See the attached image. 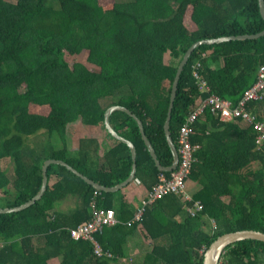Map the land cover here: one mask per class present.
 Segmentation results:
<instances>
[{"label":"trees","instance_id":"1","mask_svg":"<svg viewBox=\"0 0 264 264\" xmlns=\"http://www.w3.org/2000/svg\"><path fill=\"white\" fill-rule=\"evenodd\" d=\"M263 29L259 0H0V208L16 207L38 193L49 158L65 161L103 186L126 180L133 163L130 147L105 127L104 114L112 105L125 106L140 118L160 164L171 165L164 122L187 48L200 39ZM82 50L94 67L67 61ZM198 61L209 90L194 76ZM263 63L264 35L195 48L180 74L172 109L176 147L179 129L199 96L215 93L236 103L255 83ZM262 105L264 100L248 104L254 111ZM109 119L135 145V178L151 189L160 175L171 176L176 168L159 170L131 114L115 109ZM78 120L99 126L112 140L101 158L96 138H80L77 148L69 149L67 130ZM234 121L209 108L196 119L190 140L197 146V160L187 180L199 188L190 200L169 193L146 204L140 221L133 220L134 210L121 190L96 189L67 166L51 163L39 200L0 213V264H49L53 258L59 264H111L126 256L128 237L138 225L154 245L132 264H202L219 235L264 232V142L256 148V132ZM42 130L45 137L35 146L28 144ZM57 138L60 146L54 143ZM52 178L57 180L51 184ZM67 197L71 204L65 211L59 202ZM92 200L115 210L118 222L95 234L113 257L98 256L91 240L71 236V228L91 217ZM197 200L200 210H186ZM219 264H264V241L228 245Z\"/></svg>","mask_w":264,"mask_h":264},{"label":"built area","instance_id":"2","mask_svg":"<svg viewBox=\"0 0 264 264\" xmlns=\"http://www.w3.org/2000/svg\"><path fill=\"white\" fill-rule=\"evenodd\" d=\"M201 56H206V53L202 52ZM199 66V61L193 66L194 76L198 79L199 85L203 90H209L206 82L197 71ZM263 100L264 63L259 67L255 83L244 91L242 97L236 103L215 93H210L207 97L199 96L179 129L177 147L179 161L176 169L173 170L170 177L160 175L159 181L148 190L146 198L134 214L133 220L140 221L146 204H152L166 194H177L186 200L192 198L186 195V181L192 170L193 163L197 160L194 155L197 146L193 145L190 140L191 126L208 108L214 114L222 113L232 116L236 121L248 124L256 132V148H260L264 142V105L258 107L257 111H254L248 104L251 102H263ZM201 208L202 204L197 200L193 203V206H189L187 209L189 212L194 213ZM90 210L91 217L78 224L77 227L71 228V236L75 239L91 240L94 244L96 255L113 257L112 252L103 249L101 244L96 240L95 234L103 225H113L118 222L115 210L113 208L98 207L95 200H92Z\"/></svg>","mask_w":264,"mask_h":264},{"label":"water","instance_id":"3","mask_svg":"<svg viewBox=\"0 0 264 264\" xmlns=\"http://www.w3.org/2000/svg\"><path fill=\"white\" fill-rule=\"evenodd\" d=\"M259 7H260L261 15L264 18V0H259ZM263 35H264V29L258 33H255V34L230 35V36H221V37L210 38V39H200V40L193 42L187 48L182 59L180 60V63L177 67V71H176V74H175V77H174V80L172 83L167 116H166V119L164 122L165 135H166L168 144H169V146L172 150V154H173V162L171 165L163 166L160 164V162L156 156L155 150H154L150 140L148 139V137L146 136V134L144 132L143 123L140 120V118L138 116H136L135 114H133L125 106L112 105V106L107 108V110L105 111V114H104L105 127L108 130V132L114 138H116L117 140H121V141L125 142L130 147L131 157H132L133 163H132V170H131V172H130V174L126 180H124V181H122V182H120L114 186H110V187L103 186V185L98 184L94 180L90 179L89 177L81 174L80 172H78L75 168H73L71 165H69L65 161L59 160V159H54V158H49V159L45 160L43 167H42L43 180H42V185H41L38 193L36 195H34L31 199L27 200L26 202H24V203H22L16 207L0 208V213L21 210V209L28 207L29 205L33 204L35 201L39 200L42 197L44 191L46 190V186L48 183L47 168H48V165H50L51 163H59V164H63L65 166H67V168L72 170L74 173H77L86 182L91 184L94 188L99 189V190H103L106 192H109V191L113 192V191L120 190L121 188H123L124 186H127L130 182H132L135 179V175H136L137 152H136V148H135L134 143L132 141H130L129 139L120 135L111 125L109 117H110V114L115 109H120V110L126 111L127 113L131 114L133 116V118L137 121L141 135H142V138L144 139V142L147 145L148 150H149L151 156L153 157L155 164L157 165L159 170H161V171H172L173 169H175L178 165L179 155H178L177 147L174 144L172 137H171L170 120H171V116H172L174 99H175L177 88H178L179 77H180V74H181L184 66L186 65L191 53L194 51L195 48H197L201 44L215 43V42H221V41L231 40V39L256 38V37H260ZM244 239H257V240L264 241V232L259 231V230H255V229H242V230H235V231L226 232V233L219 235L215 240H213L211 242L209 247L205 250L204 255H203L202 264H219L221 256H222L224 250L226 249V247L228 245L236 242V241H240V240H244Z\"/></svg>","mask_w":264,"mask_h":264},{"label":"crops","instance_id":"4","mask_svg":"<svg viewBox=\"0 0 264 264\" xmlns=\"http://www.w3.org/2000/svg\"><path fill=\"white\" fill-rule=\"evenodd\" d=\"M233 123H236L241 127H250L248 124L241 121L235 120ZM86 126H91V125H86ZM91 127H93V130H90V134L85 135L83 137L96 138L99 142H101L102 146L100 147L97 153V158H101L104 154V151L107 150L110 146H112L113 142L109 137L105 135L104 130H101V128H99L98 126H91ZM78 141L79 140L77 139L76 140L77 145H78ZM70 143L74 144V142H70ZM67 145L69 146L70 150H73V148L70 147L71 144H68V140H67ZM76 148L77 147H75L74 150ZM56 180L57 178H52L50 183L52 184L56 182ZM198 188H199V184L197 182L192 181L190 179L186 181V190H187L186 195L189 196L193 195ZM120 190H121L120 195L133 208L135 214L137 212V209L142 205L143 201L145 200L149 189L139 179L135 178L132 182H130L127 186H124ZM69 199L70 198L67 197L66 199L60 201L59 207L66 211L68 209ZM182 200H186V199H184L183 197ZM186 210L188 209L186 208ZM127 224H130V222L128 221ZM153 245L154 244L152 243V240L146 236L145 231L142 229L141 225H138L135 232L128 237L125 246V250L127 252L126 256L113 261L111 264H132L134 261H138L139 259H142L144 254L150 251Z\"/></svg>","mask_w":264,"mask_h":264},{"label":"rangeland","instance_id":"5","mask_svg":"<svg viewBox=\"0 0 264 264\" xmlns=\"http://www.w3.org/2000/svg\"><path fill=\"white\" fill-rule=\"evenodd\" d=\"M107 1H111V0H101V3L106 4ZM116 1L127 2L129 0H116ZM66 59H67V61L70 62V64L73 63L74 61H81V62H84L85 64H87V66L89 68L94 67L93 64H91L87 61V50H82L80 53L74 54V55L69 56V57L67 56ZM169 60H170V56L168 54H166L165 55V61L169 62ZM90 130H93V127L86 126L80 120H78V122L70 125L68 130H67V140H68V144H71L70 147L73 148V150H74V148L77 147L76 140L77 139L79 140L80 137H83L85 135L90 134ZM104 133H106V132L104 131ZM43 137H45V132L42 130V131L38 132L36 135L29 137L28 138V144H30L31 146H35V143L41 141L43 139ZM70 142H74V144H72ZM54 143L58 146L61 145L60 140L58 138L56 139V142H54ZM97 153H98V151H97ZM255 166H256V164L249 165L248 167L245 168V170L247 171L248 169H253ZM9 176H11V175L9 174ZM68 204H71V202L68 201ZM49 264H59V259L58 258L52 259L49 262Z\"/></svg>","mask_w":264,"mask_h":264}]
</instances>
